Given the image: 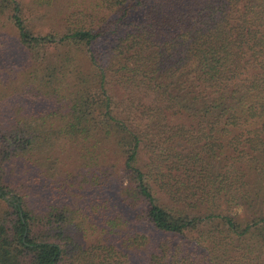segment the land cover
Returning <instances> with one entry per match:
<instances>
[{
  "label": "trees",
  "instance_id": "16d2710c",
  "mask_svg": "<svg viewBox=\"0 0 264 264\" xmlns=\"http://www.w3.org/2000/svg\"><path fill=\"white\" fill-rule=\"evenodd\" d=\"M76 1L0 0V264H264V0Z\"/></svg>",
  "mask_w": 264,
  "mask_h": 264
},
{
  "label": "rangeland",
  "instance_id": "374dc122",
  "mask_svg": "<svg viewBox=\"0 0 264 264\" xmlns=\"http://www.w3.org/2000/svg\"><path fill=\"white\" fill-rule=\"evenodd\" d=\"M24 5L26 6V11L29 12L30 17L32 16V12H34V16L36 17V13H37V18L40 19V13H38L37 11L33 10L34 7H36L37 4H35V0H22ZM82 0H77L76 2H80ZM54 2H58L59 4L57 5V7H62L63 6H67L69 3L74 2V0H54ZM33 7V8H32ZM45 9V8H44ZM36 18V23H40L39 20ZM41 28V27H40ZM44 31L47 30V27H43ZM13 31L11 27H5L2 28V25L0 23V37L6 35V37L8 38V42L10 45V53H13L14 56H16V61H13V64L16 63V65H14V69L9 70L10 74L15 73L17 70H19V67L22 64V59H21V55L24 54V51L22 50V47L19 46L18 44V39L15 38L13 36ZM9 34V35H8ZM19 56V58L17 57ZM18 58V59H17ZM2 57L0 56V62L2 61ZM122 163H118V176H120V180H116L115 181V187H113L112 189L109 190V194H115L117 192H119V190H121V186L125 183V173H123L122 171Z\"/></svg>",
  "mask_w": 264,
  "mask_h": 264
}]
</instances>
